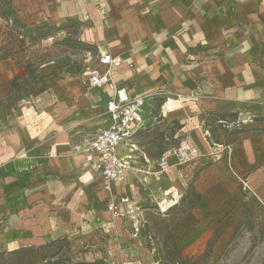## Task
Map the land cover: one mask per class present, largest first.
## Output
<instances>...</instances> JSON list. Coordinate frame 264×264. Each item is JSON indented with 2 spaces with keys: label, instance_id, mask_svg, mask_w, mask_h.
<instances>
[{
  "label": "crops",
  "instance_id": "crops-1",
  "mask_svg": "<svg viewBox=\"0 0 264 264\" xmlns=\"http://www.w3.org/2000/svg\"><path fill=\"white\" fill-rule=\"evenodd\" d=\"M10 4L19 24H78L82 40L98 56L120 58L122 65L112 69L111 78L124 97L143 96L148 105L163 99V114H175L185 131L200 133L206 120L222 118L242 132L246 149L256 151L248 161H264V0ZM6 20L0 13V24ZM98 56L91 68L98 66ZM112 95L109 88L90 89L69 80L32 100L24 117L0 125V252L99 230L104 222L99 218L122 195L121 183L106 190L87 161L86 136L109 123L106 106ZM149 128L148 108L135 137L139 149V137ZM151 163L140 149L127 184L137 178L149 181ZM252 177L264 182V165Z\"/></svg>",
  "mask_w": 264,
  "mask_h": 264
},
{
  "label": "rangeland",
  "instance_id": "rangeland-1",
  "mask_svg": "<svg viewBox=\"0 0 264 264\" xmlns=\"http://www.w3.org/2000/svg\"><path fill=\"white\" fill-rule=\"evenodd\" d=\"M13 1L0 0L7 17L0 24V125L24 117L32 100L69 80L83 85L99 54L78 24L17 23ZM164 105L151 100L150 128L139 137L151 179L118 182L120 197L130 199L118 197L119 214L104 211L108 219L99 218L95 233L0 252V264H264V182L252 177L263 158L248 161L256 151L244 147L237 126L215 116L200 133L185 131L175 114H163ZM185 141L199 150L196 162L174 156L173 169L158 175L162 153Z\"/></svg>",
  "mask_w": 264,
  "mask_h": 264
},
{
  "label": "built area",
  "instance_id": "built-area-1",
  "mask_svg": "<svg viewBox=\"0 0 264 264\" xmlns=\"http://www.w3.org/2000/svg\"><path fill=\"white\" fill-rule=\"evenodd\" d=\"M104 18L105 11L100 10ZM122 65V60L110 53H102L98 56V66L88 68L83 74L82 83L85 87L109 88L112 98L107 103L106 112L110 121L95 132L86 136L87 161L93 165L96 172L102 177L107 191L111 192L112 185L121 182L128 173L136 169L139 147L135 142L138 131L145 125L147 116L148 99L146 97H124L111 78L112 69ZM100 68H106L101 72ZM180 164H191L199 157V150L188 142H181L178 148L163 153L159 161L162 172H167L173 157ZM124 203H129L128 197L122 198ZM111 214H119V206L115 201L108 206Z\"/></svg>",
  "mask_w": 264,
  "mask_h": 264
},
{
  "label": "trees",
  "instance_id": "trees-1",
  "mask_svg": "<svg viewBox=\"0 0 264 264\" xmlns=\"http://www.w3.org/2000/svg\"><path fill=\"white\" fill-rule=\"evenodd\" d=\"M18 251L17 250H15V251H12V252H10V253H8V254H16ZM5 256V254H0V257H4ZM94 264H105L104 262H100V263H94Z\"/></svg>",
  "mask_w": 264,
  "mask_h": 264
}]
</instances>
